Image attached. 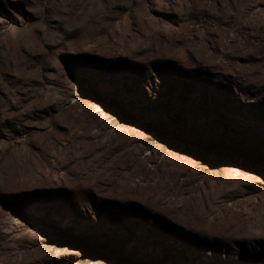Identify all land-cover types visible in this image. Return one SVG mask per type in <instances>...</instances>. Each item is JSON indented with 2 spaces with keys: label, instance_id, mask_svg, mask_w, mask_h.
Returning <instances> with one entry per match:
<instances>
[{
  "label": "rangeland",
  "instance_id": "1",
  "mask_svg": "<svg viewBox=\"0 0 264 264\" xmlns=\"http://www.w3.org/2000/svg\"><path fill=\"white\" fill-rule=\"evenodd\" d=\"M0 264H264V0H0Z\"/></svg>",
  "mask_w": 264,
  "mask_h": 264
}]
</instances>
